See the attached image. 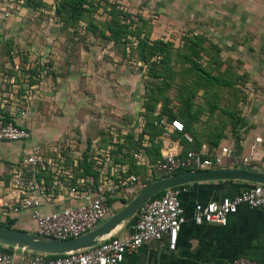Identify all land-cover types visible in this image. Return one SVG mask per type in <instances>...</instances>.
Returning a JSON list of instances; mask_svg holds the SVG:
<instances>
[{"label":"rangeland","instance_id":"obj_1","mask_svg":"<svg viewBox=\"0 0 264 264\" xmlns=\"http://www.w3.org/2000/svg\"><path fill=\"white\" fill-rule=\"evenodd\" d=\"M28 1L14 0V10L8 16L2 14L5 5L0 1V102L9 107L12 102L20 104L21 93L36 97L25 103L33 107L28 121L33 141L49 153H54V148L62 152L73 148V157L80 156L90 151L91 144L96 148L98 143L114 140L117 145L124 131L135 137L142 133L144 101L154 80L148 75L150 64L139 57L138 39L128 36L129 42L124 43L126 38L115 41L107 30L118 21L130 23L133 29L144 25L152 41L171 44L172 68L180 72L167 91L174 112L179 103L178 81L190 76L191 62L184 53L190 51L187 44L197 36L202 37L208 52L214 53L202 52L201 58L206 67L212 64V72L221 69L227 76L239 77L245 69L246 33L230 29L229 23L244 21V14L231 12L244 6L238 0H168L169 8L161 0H90L93 5H87L90 11L80 20L59 11L63 0ZM115 7L129 16L115 19ZM220 23H225V28ZM155 80L157 86L165 82L164 77ZM200 87L196 84L195 89ZM240 89L239 95L244 97ZM212 94L199 89L194 107L202 108L210 96L213 99ZM229 97L227 90L223 91L220 104L224 109ZM161 106L162 102L156 114ZM213 117L208 108L201 111L197 127L206 128Z\"/></svg>","mask_w":264,"mask_h":264},{"label":"crops","instance_id":"obj_2","mask_svg":"<svg viewBox=\"0 0 264 264\" xmlns=\"http://www.w3.org/2000/svg\"><path fill=\"white\" fill-rule=\"evenodd\" d=\"M161 1H166V6L171 7L168 0ZM230 1L235 3L237 0ZM238 2L243 3L244 6L234 7L232 9L235 11L231 12L244 14V21L229 23L232 26L230 29L244 30L246 33L243 43L248 50L245 55V69L239 72L243 75L239 77L237 75V78L241 80L238 86L244 90V98L237 106L239 118H230L229 126L217 147L226 146L232 150L225 166L264 172V0H238ZM20 3L25 4L26 1L22 0ZM3 4L1 3V5ZM182 5L190 6V3L184 2ZM2 14L4 13L2 12ZM220 25L221 28L226 26L225 23H220ZM33 98L34 96L28 95L27 92L25 95L21 93L19 96L20 104L12 102V106L10 104L9 107H6L4 103L0 102L2 106L0 107V126L5 122L4 120L10 118L13 122L26 126L31 132V137L25 141L0 140V226L31 232H35L36 223L30 211L14 213L3 206L5 202L14 203L18 196L17 191L11 185L14 170L23 158L37 150L52 154L61 161H66L69 167L71 165L77 167L78 158H81L84 153L83 151L82 155L73 157V148H67L63 152L54 148L56 151L49 153L42 148L40 143L33 141L34 132L28 121L33 107L25 105ZM4 106L8 110H3ZM24 110L30 111V114L23 115ZM121 134L123 136L116 141L118 144L113 145L115 142L113 140V143L109 142L108 144L109 150L106 149L111 154L112 162L120 170L131 172L133 169L141 179L144 177L145 181H142L138 187L127 188L110 197L108 202L111 213L106 220L119 212L145 186L158 178V173L154 170L155 164L150 160L152 156H149L145 149L149 144L145 140L142 144L143 148L132 153L134 159L132 165L119 160L129 152L124 145L126 132ZM157 140L162 141L160 146L162 156L171 149L187 151L188 148L194 146L193 141L187 139L183 141L180 133L173 130L168 136L163 133L162 137ZM205 145L207 148L212 147L210 141ZM120 146L123 147L120 148ZM96 154L97 151H94V156ZM97 167H94L95 171H97ZM253 184L239 180L188 184L187 191L181 195L187 221L179 232L176 249L172 250L169 247V239L166 237L162 241L145 244L138 251L126 255L122 264H233V261L239 257H246L255 260L258 264H264L263 207L251 208L246 204H241L238 211L231 214L225 224L209 222L198 224L193 218L196 203L233 197ZM76 203H81V201H76L67 194L54 202H45L43 211H57ZM138 217L137 214L124 222L114 232V235L119 237L131 235Z\"/></svg>","mask_w":264,"mask_h":264},{"label":"built area","instance_id":"obj_3","mask_svg":"<svg viewBox=\"0 0 264 264\" xmlns=\"http://www.w3.org/2000/svg\"><path fill=\"white\" fill-rule=\"evenodd\" d=\"M13 3L14 0H4L6 16L14 10ZM22 114L28 115L30 111L24 110ZM156 124L164 127L166 136L172 130L184 132V137L193 141L192 136L185 132L184 122L178 118L172 121L162 118ZM30 137L31 132L22 124L8 122L0 126V140L25 141ZM95 151L98 178L77 174L76 167H69L66 161H61L52 154L40 150L29 153L19 163L11 178V185L18 193L17 199L14 203L5 202L3 206L14 213L30 211L36 223L35 232L41 235L69 239L89 233L111 213L108 202L110 197L127 188L138 187L142 182L137 174L115 167L106 148H99L97 145ZM231 154L229 147L207 148L205 144L200 150L171 149L154 165V170L158 173V178H161L186 170L229 167L224 164ZM186 191V186H179L150 199L141 208L133 233L127 237L110 236L93 247L59 255L31 254L19 249H13V253L0 250V264H122L126 255L138 251L145 244L162 241L166 237L169 239V247L175 250L179 232L187 221L181 200L182 193ZM67 194L81 203L57 211H43L45 202H54ZM241 204L251 208H264V184H253L239 194L219 201L198 202L193 218L198 224H225ZM233 264L258 263L239 257Z\"/></svg>","mask_w":264,"mask_h":264},{"label":"trees","instance_id":"obj_4","mask_svg":"<svg viewBox=\"0 0 264 264\" xmlns=\"http://www.w3.org/2000/svg\"><path fill=\"white\" fill-rule=\"evenodd\" d=\"M24 1L25 0H23V2ZM26 2L28 3L29 1L27 0ZM87 5L92 6L93 4L90 2V0H63L59 11L65 10L66 12H68V15L71 19L80 20L86 12L90 11ZM114 10H116L114 14L115 19H119L122 15H124V18L129 16V13H127L126 11L117 9L116 7ZM144 28V25H141L140 27H136L135 29H133L131 28L130 23H121L118 21L116 24L111 25L107 29L109 32H111L115 41H121L122 38H126L124 40V43L129 42L130 39L128 38V36H134L135 39H138L139 57L150 64L148 75L154 80L153 83H149L151 86L149 85L150 87H148V99L147 101H144L146 111L145 113H143V116L145 117L143 121V131L139 136H137L138 138L135 137L132 132L128 134L126 133V141L124 145L126 146V148H128L129 152L119 160L123 162H129L132 165L134 163L132 153L134 151L141 150V148H143L142 144L145 140L149 143L145 147V149L147 150L148 155L152 156L150 159L151 162L154 164L158 163V161L162 159V154L160 152L162 141H158L157 138L162 137L164 133V127L156 123L160 122L162 118H167L169 121L178 118L184 122L185 132L192 136L194 143V146L188 148L187 150H200L202 146L209 141L211 142L212 147L218 146L220 139L223 137V135L225 134V130L229 126L230 118H239V111L237 110V106L244 98L239 95L241 89L238 86V83L241 80L237 78V75L235 77H232L230 75L227 76V73L222 71L221 69L219 72H212V64L209 63L208 67H206V65L201 62V58L202 52H207V54L210 56H214V53L210 51L208 52V48L204 46L202 37L197 36L196 39L192 41L191 39H189V41L191 42H189L187 45L190 51L187 54L184 53V56L188 61L191 62V69L189 70L190 76L181 77L182 81H178L177 85H179V103L177 105L176 112H174L172 100L167 91L172 87L174 82L178 80L177 77L179 76L180 72L174 71V68H172L174 62L171 57V44L167 41L161 40L152 41L150 39V32H145ZM100 33L104 36L106 35L105 31H100ZM154 57H156V59H154ZM219 64L222 65V62ZM155 66H159L158 69H161V71L158 70ZM157 77H164L165 82L157 86V82L155 80L157 79ZM190 81L191 83L186 85V83ZM196 84H199L201 86L199 89H203L204 94L209 92H213L214 94L213 99L212 96H210L206 100L205 105H203L202 108H200L199 106L197 109L194 107L195 96L199 90L195 89ZM150 88H152V90H149ZM225 90H227V92L231 95V97H229L230 99L226 98L227 100L229 99V104H227L226 109H224V107H221L222 105L220 104L221 100L223 99V91ZM219 99L220 101L218 103L217 101ZM160 102H162L161 110L156 114L155 112ZM207 108L210 115L214 116L213 120L208 121L206 128L199 129L197 127V124L200 121L201 111H204ZM8 122L13 121L12 119L8 118L7 120H5L4 124ZM179 133L183 141H186L184 132ZM121 136L123 135L121 134ZM109 142H101L97 145L99 148L108 149ZM122 147L123 146H120V148ZM89 148L90 151L87 150L85 153H83L84 155L79 160V165L75 168V171H77V174L80 175L91 174L98 178L99 174H97L98 172L94 170V167L97 166V163L93 158L95 147L93 146V144H91V147ZM129 173L135 174L136 172L131 169V172ZM141 181H145L144 177L143 179H141ZM183 186H188V184ZM165 192L166 191H163L155 197L161 196ZM0 250L8 253H13V249H9L4 246H0Z\"/></svg>","mask_w":264,"mask_h":264},{"label":"water","instance_id":"obj_5","mask_svg":"<svg viewBox=\"0 0 264 264\" xmlns=\"http://www.w3.org/2000/svg\"><path fill=\"white\" fill-rule=\"evenodd\" d=\"M239 180L264 184V172L249 168L221 167L207 170H186L157 178L145 186L129 203L97 228L79 237L58 239L36 232L0 226V246L48 255L66 254L99 244L126 221L139 214L153 197L169 189L198 182Z\"/></svg>","mask_w":264,"mask_h":264}]
</instances>
